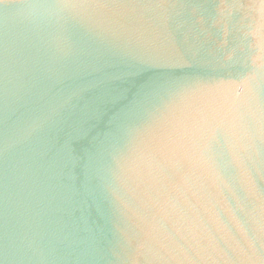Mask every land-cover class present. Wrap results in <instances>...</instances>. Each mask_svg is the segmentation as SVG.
<instances>
[{
	"label": "water",
	"instance_id": "water-1",
	"mask_svg": "<svg viewBox=\"0 0 264 264\" xmlns=\"http://www.w3.org/2000/svg\"><path fill=\"white\" fill-rule=\"evenodd\" d=\"M0 264H264V0H0Z\"/></svg>",
	"mask_w": 264,
	"mask_h": 264
}]
</instances>
